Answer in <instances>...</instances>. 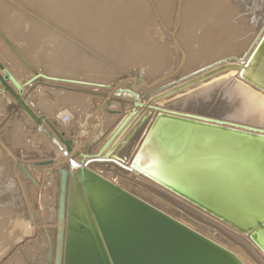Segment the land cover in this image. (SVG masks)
Wrapping results in <instances>:
<instances>
[{
	"label": "water",
	"instance_id": "1",
	"mask_svg": "<svg viewBox=\"0 0 264 264\" xmlns=\"http://www.w3.org/2000/svg\"><path fill=\"white\" fill-rule=\"evenodd\" d=\"M176 8L170 36L180 59L169 75L148 82L133 68L106 85L107 94L82 92L103 100L93 112L98 127L102 115L121 117L95 152L90 142L98 127L90 126L87 139L75 144L25 104L39 87L70 89L52 84L64 81L36 73L0 34L34 74L24 94L0 63V99L7 94L14 106L0 112V129L13 113L25 116L35 126L32 132L43 134L64 156L56 161L22 151L14 156L0 143L33 185L27 168L54 187L55 238L51 249L46 235V264H264V23L237 59L225 58L177 78L185 53L175 39L179 3ZM218 89H225L236 109L214 114L200 109L204 103L193 104ZM142 90L148 92L138 98ZM116 105L131 109L123 114ZM134 139L128 156H121ZM29 218L38 219L31 213Z\"/></svg>",
	"mask_w": 264,
	"mask_h": 264
},
{
	"label": "rangeland",
	"instance_id": "2",
	"mask_svg": "<svg viewBox=\"0 0 264 264\" xmlns=\"http://www.w3.org/2000/svg\"><path fill=\"white\" fill-rule=\"evenodd\" d=\"M1 1L6 5L8 4L7 6L10 7L9 9L13 11L10 16L5 17V19H7L5 24L2 25V23H0V31L3 33V36H5L9 40L11 45H14L17 48V46L14 44V42H16L15 40H19V39L22 41L25 40L23 42H26L28 44V46H30V45L32 46L33 43H38V42L42 41L43 44H45L46 46L48 45L49 47H51L53 49V51L51 52L52 55H55V54H56V56H57V54H58V56L61 55L63 50H65L66 46H68V48L70 49L69 55H72V54L75 55V52H76L77 56L82 57V58H79V57L74 58L73 57V59L70 58L68 60L69 62H65L64 66H66V65L68 66V67L67 66L65 67V68H67L64 71V72H66V74H71V72H72V75H73V73H75V75H77V76H80V74L82 76L87 75L86 69L83 66V60H85L87 62L91 59V61H94L98 66H100L102 69H104V71H102V72H105V74H108L110 76V77H106L105 79L100 80L99 83L101 85H104V86L109 85V84H104L103 82H106L109 80L115 81L116 78L122 77L121 72L122 73H128L133 68L136 70L137 75H140L141 77L146 79L148 82H152V81L159 79L163 76L169 75L179 62L180 53L177 50V48H175L174 44L172 43V38H171L170 34H168L171 31V29H173L176 25L177 13H176L175 9H177L176 7H177L178 0H169V5L171 7L170 11H172V12H171V15H169V18L164 19L163 22H160L159 15L157 16L158 13L154 9V5H156L155 4L156 0H148V1L146 0L145 3H144V0H137L138 2L136 0H131V1L128 0L127 3H126L127 0H122V1L114 0V2H113V0H35V2L39 3L38 7L35 5V3L32 0H30L31 3H28L27 0H13V1L17 2L18 4L22 5L23 7H25L27 10L31 11L39 19L43 20L44 22H46L48 24L50 23L51 26H53L54 28L59 30L61 33L63 32L64 35L67 34L66 36L68 38L70 37L69 38L70 40H66V38H63V36L61 37L60 34L53 32L51 29L45 27L44 25H42L40 22H38L37 20H35L31 16L29 17L28 15H26L23 11H21L19 9L17 10V8L15 9L16 6L8 3L5 0H1ZM116 1H118V3ZM133 1L136 3H134ZM151 1H152V3H151ZM212 1L213 0H208V3L212 2ZM129 2H131V3H129ZM127 4H129V5L131 4L133 11L130 12L129 14L127 13V15L124 13L123 14L121 13V15H120V13H119L120 9L119 8L124 7ZM149 4H151V5H149ZM140 5H142V6H140ZM135 7H137V8H135ZM205 7H207V3H205L203 6L201 5L199 7V9L202 10ZM143 8L146 9L147 11L144 10ZM139 10H141L142 12ZM250 12H253V11L251 10ZM187 13H189V14L187 15ZM136 14L138 17H136ZM114 15H115V17L116 16L118 17L119 21L126 22V24L131 25V26H128V27L126 26L125 28L119 27L118 26L119 21L114 22L112 19V17ZM118 15H120L121 17ZM128 15H130V16H128ZM189 15H190L189 10H186V14L182 12L180 14L181 17H179V14H178L179 19H178V27H177V32L175 34V39L177 40V42L179 44V48L181 50H183L185 53V56L187 58L185 64L190 63L191 62L190 60H192V58H193L195 63H196V61H198V63H199V60L205 61L206 63L204 62L202 64V66H204V64L206 65L207 63L210 62L209 58H207L208 55L206 56V58H205L204 54L202 55L205 58V59L203 58L204 60L203 59H197V57L198 58L200 57L198 55H201V54L196 53L197 52V50H196L197 45L195 43H193L191 40V35H199L204 28H202L203 26H198V28L196 27V29H195L194 25L192 24V23H194V20H195V19L193 20L192 18H195V17L191 16V15L189 16ZM182 16H184V18ZM227 16H229L228 13H227ZM244 16L246 17V19H247V17L249 18L246 21L251 20V17L249 16V14L248 15L245 14ZM142 17H144L143 19L148 17L149 20L152 22L148 21V18H146L144 21H141V20H143ZM228 18L230 20H232L233 17H228ZM134 19H135V21H133ZM208 19H209V21H207ZM210 19H211V17L205 18L206 24H209L210 22H212V19L211 20ZM179 20H181V21H179ZM147 23H149L148 26H147ZM157 24H160V25L162 24V27L159 25L161 27V30ZM8 25H10V26H8ZM3 26H4V28H3ZM211 28H213V29L219 28V25H217L215 27H211ZM22 29L27 30V33L25 34V37H22V39H21V38H19L18 34L22 32ZM198 29H200V30H198ZM165 31H167V32H165ZM71 39H73V40H71ZM233 39L234 38L229 36L227 39H224L221 42H219V44H218V47L220 49L219 52L220 53H227V55H229V56L232 55L234 52L233 49L236 47L234 44L236 42ZM0 42H1L0 43L1 47L5 48L7 51L10 50L5 43L2 44L1 40H0ZM30 42H31V44H30ZM72 42H75V43H72ZM63 47H64V49H63ZM60 48H62V49H60ZM16 50L23 57V59H25V61L31 66L32 64L30 63V61H28L21 54L19 49L17 48ZM40 51H43V50H39V52ZM203 51L207 52L208 50L206 48ZM10 52L12 54L11 50H10ZM48 52L49 51L47 50V53ZM59 52H60V54H59ZM92 53L96 54L98 57H100L102 60H104L105 63L100 61L99 59H97L95 56H93ZM63 54L65 56L66 51ZM195 54L196 55L198 54L197 57ZM13 56L16 59L18 58L15 55H13ZM61 57H63V56L61 55ZM78 59L82 60V62L79 61ZM216 59H218V58H216ZM77 60H78V62H77ZM208 60H209V62H208ZM75 61L77 63H75ZM77 64H79L81 66H79ZM72 65L75 66L74 69H73ZM103 66H106V67L103 68ZM80 67L81 68L83 67V68L81 69ZM184 67H185V65H184ZM115 68L119 71L115 70ZM199 68H201V67H199ZM69 69L70 70L72 69L73 71L72 70L70 71ZM106 70L108 71V73H106ZM74 71H76V72H74ZM98 75H100V73H98L96 71V72H94V75H92V76H98ZM179 75H180V73H179ZM178 78H181V76H179ZM74 79H77V78H74ZM169 80H167L166 82L164 81L162 83L157 84L158 87L164 85L165 83H169ZM95 82H97V80ZM52 84H54V83L52 82ZM105 91H107V90H105ZM147 92H148L147 90H142V92H140V93H147ZM91 97H94V96H91ZM214 106L216 107V109ZM214 106H213V110L210 108L212 110V112L215 111L216 113L213 112L214 114H221L220 110H222V104L221 103H220V105L215 104ZM218 106H219V108H218ZM202 107L204 109H207V107H205V105H203ZM202 107L200 109L204 110ZM65 112H66V114H69L70 116L72 115L68 110H66ZM3 113H5V112H3ZM108 117H110V116H108ZM27 119L28 118L25 116L23 119H19L17 117L11 116L9 121L17 120L20 124H24V127L26 128L27 123H24V122H26ZM103 121L105 124V120H103ZM12 123H14V122H11L10 124H12ZM104 124L102 127H104ZM6 126H7V123L3 127H1V129H0V141L3 143V145H5V147L7 149H9L12 152V154L14 156H15V154H17L19 152V150L22 151L23 154H28L26 152L27 150H31V148H33V147L39 148L40 145L42 143H45V142L47 143L48 147L52 148L51 143H49V141L47 139H45L46 137L40 133H37V134H40L42 136V138L39 137L40 142L35 141L36 144H32L29 137H28V140L27 139L25 140L24 138H27L26 133L28 132V130L23 131L24 132L23 136H25V137L22 139V143L19 145H15L14 137L11 136V138H9L7 136L9 130L6 128ZM33 136H30V137L32 138ZM23 140H25V142H28V143H25ZM94 141L102 142V139L100 138L99 140L97 139ZM30 142H31V144H30ZM42 145L44 146V144H42ZM0 162H4V165L8 166V167L7 166L6 167L1 166L2 168L0 167V170H1L0 171V188H1L0 194H2V196H0V198L4 196L2 188L9 185V183H10V185L12 183V185H11L12 190L10 189L11 190L10 191L11 198L14 200V202H16L15 204L18 205V210H20V212H22V214H25L23 212L24 208L23 209H21V208L26 205V202L24 201L25 204L23 203L21 192L17 186V183H15L16 182L15 179L13 181L10 180V179L14 178L13 175L10 174V169L12 168L13 171L15 172V170H14L15 166H14L12 160L10 159V157L4 152V150L1 147H0ZM4 167L7 169H5ZM37 182L39 184L42 183L44 187H41L40 189H38V188H33L27 182L24 184L25 191L27 193L28 202L31 205V209H32L33 214L34 213L38 214L41 221L44 222L43 224L50 226L52 224L51 221L53 222V219L45 211L44 207H45V204H46V206H49L48 204H51V201L49 202V199L51 198L50 196H53L55 199L54 188H52V190H49L48 188L46 189V187L48 185H51V187H52V184L49 183L47 178H43L42 176H40V173L37 176ZM16 187H17V189H16ZM17 192L19 193V195ZM14 193H15V196H13ZM17 198H18V200H16ZM17 202H19V204ZM21 203L23 206L20 205ZM1 208L3 210L4 209L7 210L6 207H4V206H2ZM1 218H0V224H2V226L0 227V243L3 244L4 242L6 243L5 240H8V238L6 237L7 232L10 231V229H8V228H10L9 226L12 225L10 223H12V221L15 219H12L10 222L9 220H6L5 217H1ZM38 222H40V221H38ZM6 228L8 231L6 230ZM39 232H40L39 230L34 229V231L31 235L23 238V242L15 244L13 248H10L9 250L4 251L0 255V264H5L14 255L18 256L17 259H21V260H18L19 262L22 263L23 261H25V259L22 258L21 256L25 257V256H27V254L24 256L21 254V252L22 251L24 252L23 249H24L25 244L31 246L32 244H34L35 242H37L39 240V238H38ZM19 255H20V257H19ZM22 259H23V261H22Z\"/></svg>",
	"mask_w": 264,
	"mask_h": 264
},
{
	"label": "bare ground",
	"instance_id": "3",
	"mask_svg": "<svg viewBox=\"0 0 264 264\" xmlns=\"http://www.w3.org/2000/svg\"><path fill=\"white\" fill-rule=\"evenodd\" d=\"M13 1V0H12ZM34 3H35V5L38 7V5H39V3L38 2H35V0H32ZM120 1H122V0H120ZM131 1V0H130ZM137 1V0H136ZM145 1L146 0H144V3H145ZM148 1V0H147ZM14 3H16V4H18L17 2H15V1H13ZM27 2L28 3H31V1L30 0H27ZM113 2H114V0H113ZM117 3H118V1H116ZM128 2V0L126 1V3ZM134 2V1H133ZM138 2V1H137ZM154 2V1H153ZM121 3V2H120ZM129 3H131V2H129ZM134 3H136V2H134ZM151 3H152V1H151ZM179 3V10H178V14H179V17H181L180 16V14L183 12V13H185L186 14V10H189L190 11V15L191 16H194L195 18H192L193 20H194V23H192L193 25H194V28L196 29V27L198 28V26H203L202 28H204L202 31H201V33L199 34V35H191V40H192V42L193 43H195L197 46V52L196 53H198V54H201V55H198V56H200L199 58L197 57V55H196V57H197V59H203L204 57L202 56L203 54L205 55V58H206V56H207V58H209V60H210V62H209V60H208V62L209 63H207L206 65L204 64V66H202V64L205 62V61H202V60H199V63H198V61H196V63H195V61L193 60V58H192V60H190L189 62L190 63H187V64H185V62H186V56H185V58H184V63H183V66H182V68H181V70H180V75L179 76H181V77H185V76H187V75H189V74H192V73H194V72H196V71H198V70H200V69H203V68H205V67H207L209 64H212V63H215V62H217V61H219V60H222V59H225V58H235V59H237L238 57H240L241 56V54H243L248 48H249V46L251 45V43H252V41H253V39L255 38V36H256V34L258 33V31H259V29H260V27L262 26V24L264 23V0H213L212 2H209L208 3V0H178V2H177V4ZM205 3H207V7H205L204 9H202V10H200L199 9V7L202 5H204ZM124 4V3H123ZM133 4V3H132ZM148 4V3H147ZM146 4V5H147ZM154 4V3H153ZM155 4L157 5H154V9H155V11L158 13L157 14V16L159 15V20H160V22H163V20L164 19H168L169 18V15H171V12L172 11H170L171 10V7H170V5H169V0H156L155 1ZM8 5V4H7ZM6 4H4L1 0H0V23H2V25L3 24H5V22L7 21V19H5V17L6 16H10L11 15V13L13 12L12 10H10L9 8L10 7H8ZM19 6H21L22 8H24L25 10H27L25 7H23L22 5H20V4H18ZM119 5V4H118ZM121 5V4H120ZM149 5H151V4H149ZM15 6V5H14ZM13 6V7H14ZM117 6V5H116ZM140 6H142V5H140ZM149 7V6H148ZM17 7H15V9H16ZM135 8H137V7H135ZM120 9V11H119V13H120V15H121V13L123 14H126L127 15V13L129 14L130 12H132L133 11V8H132V6H131V4L129 5V4H127V5H125L124 7H121V8H119ZM144 9V8H143ZM17 10H18V8H17ZM144 10H146V9H144ZM151 10V9H150ZM176 10V9H175ZM174 10V11H175ZM253 11V12H250V11ZM27 11H29V10H27ZM118 11V10H117ZM129 11V12H128ZM139 11H141V10H139ZM147 11V10H146ZM21 12V11H20ZM29 12H31V11H29ZM142 12V11H141ZM181 12V13H180ZM201 12V13H200ZM32 13V12H31ZM107 13V12H106ZM117 13V12H116ZM115 13V14H116ZM136 13V12H135ZM227 13H228V15L229 16H227ZM33 14V13H32ZM114 14V13H113ZM134 14V13H133ZM189 13H187V15H188ZM246 14V15H248L249 14V16L251 17V20H249V21H246V20H248L249 18L247 17V19H246V17L244 16V15ZM120 15H118V16H120ZM142 15V14H141ZM189 15V16H190ZM128 16H130V15H128ZM146 16V15H145ZM148 16V15H147ZM30 17V16H29ZM121 17V16H120ZM123 17V16H122ZM136 17H138L137 16V14H136ZM149 17V16H148ZM148 17H146V18H148ZM183 18H184V16H182ZM208 17H211V19H212V22H210L209 24H206V21H205V18H208ZM228 17H233L232 18V20H230ZM134 18V17H133ZM144 17H142V19H143ZM145 18V19H146ZM154 18V17H153ZM112 19H113V21L114 22H117V21H119V19H118V17L116 16L115 17V15L112 17ZM121 19V18H120ZM137 19V18H136ZM145 19H143V20H141V21H144ZM157 19V18H156ZM182 19V18H181ZM210 19V20H211ZM133 21H135V19L133 20ZM148 21H150L149 20V18H148ZM179 21H181V20H179ZM207 21H209V19L207 20ZM150 22H152V21H150ZM158 23V22H157ZM181 23V22H180ZM179 23V24H180ZM183 23V22H182ZM7 24V23H6ZM48 24V23H47ZM50 24V23H49ZM148 24L149 23H147V26H148ZM163 24V23H162ZM162 24L160 25V24H157L158 25V27H162ZM133 25V24H132ZM160 25V26H159ZM164 25V24H163ZM182 25V24H181ZM217 25H219V28H215V29H213V28H211V27H215V26H217ZM5 26V25H4ZM4 26H3V28H4ZM8 26H10V25H8ZM118 26L119 27H128V26H131V25H128V24H126V22H122V21H119L118 22ZM192 26V25H191ZM190 26V27H191ZM161 27H160V30H161ZM173 27V26H172ZM193 27V26H192ZM2 28V29H3ZM7 28V27H6ZM166 29V28H165ZM201 29V28H200ZM200 29H198V30H200ZM158 30V29H157ZM196 31V30H195ZM165 32H167V31H165ZM176 32H177V30H176ZM176 32H175V34H176ZM63 33V32H62ZM191 33V32H190ZM189 33V34H190ZM0 34L3 36V33L0 31ZM64 34V33H63ZM168 34H170V32L168 33ZM67 35V34H66ZM23 36V35H22ZM61 36V35H60ZM229 36H231L232 38H234L233 40H235V42L236 43H234L235 44V48L233 49V54L232 55H227V53H220L219 52V47H218V44H219V42H221L222 40H224V39H227ZM23 37H25V36H23ZM62 37V36H61ZM243 37V38H242ZM3 38L5 39L6 37L5 36H3ZM64 38V37H63ZM70 38V37H69ZM67 40V39H66ZM71 40H73V39H71ZM7 41V40H6ZM23 41H25V40H23ZM8 42V41H7ZM53 42V41H52ZM51 42V43H52ZM239 43V44H238ZM30 44H31V42H30ZM61 44V43H60ZM54 45V44H53ZM60 46V45H59ZM74 46V45H73ZM31 47V46H30ZM47 47V46H46ZM49 47V46H48ZM55 47V46H54ZM195 47V48H196ZM207 48V52H204L203 50H205ZM49 49V48H48ZM47 49V50H48ZM60 49H62V48H60ZM63 49H64V47H63ZM69 48H68V46H66V48H65V50H63V52L61 53V55L63 56V57H61V55H59L58 56V54H57V56H56V54L55 55H52V56H47L46 57V55H45V57H42L43 56V53L42 52H44V50L43 51H40V53H41V55H40V57H41V59L43 58H45L44 60H43V62H41V63H44V66L46 65V67L47 68H49L50 70H51V67H52V63L55 61V60H57V59H59V58H62V59H64V63L63 64H65V62H69L68 60L70 59V58H72L73 59V57L74 58H77V57H79V56H77V53L75 52V55L74 54H72V55H69V52H70V49L68 50ZM29 50H31V49H29ZM38 50V49H37ZM46 50V51H47ZM50 50V49H49ZM17 51V50H16ZM53 51V49L51 48V52ZM65 51H66V54H65V56H64V54L63 53H65ZM89 51V50H88ZM57 52V51H56ZM36 53V52H35ZM50 53V52H49ZM73 53V52H72ZM14 54V53H13ZM59 54H60V52H59ZM93 55H96V54H94V53H92ZM15 55V54H14ZM29 55V54H28ZM79 55V54H78ZM16 56V55H15ZM54 56V57H53ZM97 56V55H96ZM17 57V56H16ZM195 57V58H196ZM79 58H82L81 56L79 57ZM85 58V57H84ZM100 58V57H99ZM204 58V59H205ZM216 58H218V59H216ZM179 59H180V56H179ZM203 59V60H204ZM17 61H18V63L20 64V66H21V68H22V70L24 69L27 73L25 74V76H27V74H28V76L30 75V76H34V74L17 58L16 59ZM25 60V59H24ZM35 60V59H34ZM40 60V59H39ZM75 60V59H74ZM79 60V59H78ZM78 60H77V62H78ZM73 61V60H72ZM79 61H81L82 62V60H79ZM85 60H83V66H84V68L86 69V73H87V75H84V76H86V77H91V78H93L95 81L97 80V82H83V81H81L82 79H74V78H72L71 80L70 79H66V80H62V81H64L65 83H63L64 84V86H62V87H64V88H67V89H70V90H66L67 92H69V93H76V94H78V93H80V92H86V90H81L80 88H93L94 89V91L96 92V93H100V92H102L103 90H106L104 87V85H101L99 82H100V80H102V79H105L106 77H110L108 74H105V72H102V71H104V69H102L100 66H98L94 61H91V59L89 60V61H85ZM74 62V61H73ZM76 61H75V63H77ZM188 62V61H187ZM27 63V62H26ZM206 63V62H205ZM28 64V63H27ZM62 64V65H63ZM70 64V63H69ZM68 64V65H69ZM80 64V63H79ZM79 64H77V65H79ZM16 65V64H15ZM29 65V64H28ZM42 65V64H41ZM61 65V66H62ZM71 65V64H70ZM75 65V64H74ZM184 65H185V67H184ZM30 66V65H29ZM67 66V65H66ZM65 66V67H66ZM73 66V65H72ZM76 66V65H75ZM75 66H73V69H74V67ZM79 66H81V65H79ZM17 67V66H16ZM33 70H34V68L32 67V65L30 66ZM68 67V66H67ZM104 67H106V66H103V68ZM199 67H201V68H199ZM10 68H11V66H10ZM18 68V67H17ZM78 68V67H77ZM81 68V67H80ZM79 68V69H80ZM83 68V67H82ZM81 68V69H82ZM19 69L20 68H18V72H19ZM56 69V68H55ZM67 69V68H66ZM108 69V68H107ZM17 70V69H16ZM70 70V69H69ZM72 70V69H71ZM70 70V71H71ZM76 70V69H75ZM84 70V69H83ZM116 70V69H115ZM35 71V70H34ZM39 71V70H38ZM52 71H54V70H52ZM73 71V70H72ZM98 72V73H100V75H98V76H92V75H94V72ZM183 71V72H182ZM187 71V72H186ZM22 72V71H21ZM36 72V71H35ZM74 72H76V71H74ZM81 72V71H80ZM83 72V71H82ZM36 73H38V72H36ZM58 73V72H57ZM65 73V72H64ZM68 73V72H67ZM78 73V72H77ZM106 73H108V71L106 70ZM17 74V73H16ZM19 74V73H18ZM39 74H40V72H39ZM74 75H75V73H73ZM84 74V73H83ZM22 75V74H21ZM24 75V74H23ZM70 75H72V72H71V74ZM20 76V75H19ZM24 76V77H25ZM28 76H27V78H28ZM30 76H29V78H30ZM49 76V75H48ZM76 76V75H75ZM80 76H82L81 74H80ZM178 76V77H179ZM21 77V76H20ZM19 77V78H20ZM58 77V76H57ZM78 77V76H77ZM85 77V78H86ZM177 77V78H178ZM22 78V77H21ZM69 78H71V77H69ZM79 78V77H78ZM236 78H238V76L236 77ZM17 79H18V77H17ZM17 81V80H16ZM19 81V80H18ZM21 81V80H20ZM21 85V84H20ZM54 85H55V83H54ZM29 87V86H28ZM61 87V86H60ZM103 87V88H102ZM156 87H158V85L156 86ZM43 89L44 87H39V88H37V89ZM87 88V89H88ZM28 89V88H27ZM187 89H189V87L187 88ZM24 90V89H23ZM36 90V89H35ZM46 90V89H45ZM60 90V89H59ZM25 91V90H24ZM39 91V90H38ZM47 91H49V90H47ZM50 91H51V89H50ZM54 91H56L57 92V90H54ZM93 91V92H94ZM61 92V91H60ZM90 92H92V91H90ZM25 93H27V92H25ZM24 93V94H25ZM103 93V92H102ZM106 93V92H105ZM37 94V93H36ZM42 94H43V92H42ZM41 94V95H42ZM107 94V93H106ZM225 89H218V90H215V91H212L211 93H209V94H205V95H201L200 97H199V100L200 101H197L196 102V104L195 103H193L195 106H197L198 105V103L199 102H201L202 104L204 103V105H205V107H207V110H213V106L215 105V104H219L220 105V103L222 104V110H220L221 111V113L222 112H224L225 110H227L228 112L230 111V110H233V109H236V102H234L233 100H229L226 96H225ZM39 95V94H38ZM46 95V94H45ZM137 95H138V98H140L141 97V93L140 92H138L137 93ZM31 96H33V95H31ZM29 97V96H28ZM68 97V96H67ZM91 97V96H90ZM3 97H1V99H2ZM89 98V97H88ZM92 98V97H91ZM6 99V98H5ZM32 99V98H31ZM9 100V99H8ZM28 100V99H27ZM40 100V99H39ZM69 100V99H68ZM88 100V99H87ZM3 102H5V101H3ZM25 103H27L26 101H25ZM11 104V103H10ZM34 104V103H33ZM96 104V103H95ZM99 104V103H98ZM3 105H4V103H3ZM145 105V104H144ZM217 106V105H216ZM225 106H226V109H225ZM33 107V106H32ZM116 107V106H115ZM119 107V106H118ZM127 107H130V106H127ZM152 107H155V106H152ZM215 107V106H214ZM221 107V106H220ZM34 108V107H33ZM59 108V107H58ZM114 108V107H113ZM131 108V107H130ZM190 108H191V106H190ZM203 108V107H202ZM211 108V109H210ZM218 108H219V106H218ZM7 109V108H6ZM114 109H116V108H114ZM119 109V108H118ZM204 109V108H203ZM215 109H216V107H215ZM66 110H68L72 115H71V118H72V121L70 122H67L66 124H63V123H61L60 122V117H61V115L63 114V113H66L65 111H60L59 110V113H54L55 115H54V118H53V120H52V122L57 126V127H59V129L60 128H62V129H65V127H66V129L68 130V127H72V125L74 124H76V125H78L79 126V128L81 129L82 128V131L84 130L85 132H86V130L84 129V127L87 125V120H88V118H86L85 120L86 121H80V119H79V117L76 115V113L74 112V111H72V110H70V109H66ZM126 110V109H125ZM125 110H123V114H125ZM129 110V109H128ZM146 110V109H145ZM211 110V111H212ZM219 110V109H218ZM217 110V111H218ZM19 111V110H18ZM79 111V110H78ZM56 112V111H55ZM214 113H216L215 111H213ZM19 113V112H18ZM127 113V112H126ZM14 115H12V116H14V117H17L16 116V114L15 113H13ZM69 115V114H68ZM49 116H50V114H49ZM49 116H45V117H49ZM53 116V115H52ZM51 117V116H50ZM104 117V116H103ZM108 117V116H107ZM111 118H112V116H110ZM18 118V117H17ZM118 118V117H117ZM20 119V118H19ZM110 119V118H109ZM49 120V119H48ZM100 120H101V126H99L98 127V124H97V121H96V124L94 125L95 126V128L96 127H98V129H97V134H96V136L94 137V138H96L95 140H97V139H99V137L102 139L103 138V135H105L104 133H103V124H104V121L103 120H105V119H103L102 117L100 118ZM110 121V120H109ZM11 122H14V123H12V124H10ZM24 123H27V127L25 128L24 127V124H20L17 120H14V121H9V122H7V126H6V128L9 130L8 131V134H7V136L9 137V138H11V136H13L14 137V142H15V145H19V144H21L22 143V139L25 137V136H23L24 135V132L23 131H26V130H28V132L26 133L27 134V138H24L25 140L27 139L28 140V137L30 138V140H31V142H32V144H36L35 143V141H39L40 140V138L39 137H41L42 138V136L40 135V134H37L36 132H32L31 131V128H29V126H28V123H29V121L27 122H24ZM111 123V122H110ZM30 124V123H29ZM31 127H32V125H31ZM33 127H34V125H33ZM89 127V126H88ZM112 127V126H111ZM78 128V129H79ZM73 130V129H72ZM60 132V131H59ZM68 132V131H67ZM70 132V131H69ZM85 132H83V134H85ZM35 133V134H34ZM61 133V132H60ZM74 133V132H73ZM34 135V136H33ZM61 135H62V133H61ZM30 136H33L32 138L30 137ZM68 136V135H67ZM80 136V135H79ZM62 137H63V135H62ZM70 137H71V135H70ZM76 137H78L77 135H76ZM67 138H69V137H67ZM73 138V137H72ZM46 139V138H45ZM10 140V139H9ZM25 140H23L24 142H25ZM23 142V143H24ZM31 142H30V144H31ZM40 142V141H39ZM0 143L3 145V143L0 141ZM25 143H28V142H25ZM95 143V142H94ZM102 143V142H101ZM4 147H5V145H3ZM47 147V146H46ZM51 149H53L54 151H55V156L54 157H49V158H52L54 161H56V160H62L63 158H64V156H63V153L61 152V151H59V149L56 147V146H54V145H52L51 144ZM99 147V146H98ZM41 148V147H40ZM43 148V147H42ZM52 151V150H51ZM21 153H23V152H21ZM45 160V159H44ZM46 160H47V158H46ZM76 162H78L79 163V161H76ZM3 167V166H7V165H4V162H0V167ZM1 167V168H2ZM4 167V168H5ZM8 167V166H7ZM5 169H7V168H5ZM70 169V166H69V164H67V170H69ZM14 170H15V172L13 171V169L11 168L10 169V174H12L13 175V179H10V180H14L15 179V183H17V186H18V188L20 189V192H21V196H22V199H23V203H24V201L26 202V205L24 206V207H22L21 209H23L24 208V213L25 214H22V212H20V210H18V205L17 204H15L16 202H14V200L11 198V194H10V191L12 190L11 188V185H12V183H11V185H10V183H9V185H7L6 187H3L2 189H3V194H4V196L3 197H1L0 198V218L1 217H5V219L6 220H9L10 222H11V220L12 219H15V220H13L12 221V223H10V224H12L11 226H9L10 228H8V229H10V231L9 232H7V235H6V237L8 238V240H5L6 241V243L4 244H2V243H0V255L4 252V251H7V250H9L10 248H13L14 247V245L15 244H18V243H20V242H22L23 241V238L24 237H26V236H29V235H31L32 233H33V231H34V229H37L36 227H38V229L37 230H39L40 232H39V240L37 241V242H35L34 244H32L31 246L30 245H26L25 244V246H24V252L22 251L21 252V254L22 255H26L27 254V256H25V257H23V256H21L22 258H24L25 259V261H23V259H22V263L23 264H46V256H47V240H46V235L49 237V239H50V241H51V249L53 248V244H54V238H55V221H56V211H57V198L55 197V199H54V197L53 196H50L49 198V202L51 201V204H48L49 206H46V204H45V211L51 216V218L53 219V222L51 221V225L49 226V225H44L45 227H46V229L45 230H43V229H41V227H42V224L40 223V222H42L41 221V219L39 218V216H38V214H36V213H34V214H36L37 215V218L38 219H34L33 218V220L31 221V219L29 218V213H31V215L33 214V212H32V209H31V205L29 204V202H28V198H27V193H26V191H25V186H24V184L27 182V183H29L33 188H38L39 187V183L37 182V176L39 175V173L38 172H36V171H34L32 168H27L26 169V171L28 172V173H30V175L33 177V179H34V181L36 182V185L37 186H35V185H33L29 180H28V178L26 177V174L24 173V171L23 170H21V169H19V170H17L15 167H14ZM1 171V170H0ZM10 176V175H9ZM9 178V177H8ZM2 179V178H1ZM23 179V180H22ZM9 180V181H10ZM2 181V180H1ZM4 186V185H3ZM49 186V187H48ZM47 187H46V189L48 188L49 190H52V187H53V185H52V187H51V185H48ZM42 187H44L43 185H42ZM51 187V188H50ZM15 188V187H14ZM1 189V188H0ZM11 189V190H10ZM16 189H17V187H16ZM39 189V188H38ZM34 192V191H33ZM18 193V192H17ZM18 195H19V193H18ZM53 195V194H52ZM0 196H2V194H0ZM13 196H15V193H14V195ZM12 196V197H13ZM19 197V196H18ZM21 199V200H22ZM16 200H18V198L16 199ZM18 204H19V202H17ZM25 204V203H24ZM20 205H22V203L20 204ZM19 205V206H20ZM2 206H4V207H6V209L7 210H3L1 207ZM23 206V205H22ZM27 208V209H26ZM20 209V208H19ZM2 219V218H1ZM38 221H40V222H38ZM8 223V222H7ZM39 223V224H38ZM9 224V223H8ZM2 226V224H0V227ZM6 230H7V228H6ZM16 230V231H15ZM8 231V230H7ZM20 254V255H21ZM20 255H19V257H20ZM27 257V258H26ZM18 258V256L17 255H14L13 257H11L9 260H8V262H6L5 264H22L21 262H19L18 260H21V259H17Z\"/></svg>",
	"mask_w": 264,
	"mask_h": 264
},
{
	"label": "crops",
	"instance_id": "4",
	"mask_svg": "<svg viewBox=\"0 0 264 264\" xmlns=\"http://www.w3.org/2000/svg\"><path fill=\"white\" fill-rule=\"evenodd\" d=\"M27 33V30L22 29L21 33H17L19 38L22 39L23 36H25V34ZM23 35V36H22ZM41 39V38H40ZM39 39V40H40ZM0 40L2 41V44H4V41L0 38ZM5 40H7L9 42V40L7 38H5ZM16 42H14V44L17 46V48L19 49V51L21 52V54L28 60L30 61V63L32 64V66L34 67V70L36 72H40L39 75H42L44 77H48L51 79H57L59 81L65 80V79H71V78H77V79H82L81 81L83 82H95L94 79H92L91 77H86V76H75L74 74L71 76L70 74H66L65 71V66H64V59L59 58L57 60H55L52 63V67L51 70L49 68H47L46 66H44L43 60L47 57V56H51V47H46L45 44H43L42 41L38 42V43H33L32 46H28V44L26 42H23L22 40H15ZM1 43V42H0ZM10 43V42H9ZM11 44V43H10ZM48 46V45H47ZM12 47L16 50L17 48L12 45ZM50 50H49V49ZM31 49V50H29ZM38 49V50H37ZM50 52L47 53V50ZM39 50H44L43 56L42 57H46L43 59H41L40 55L41 53L39 52ZM27 52V53H26ZM36 52V53H35ZM13 54V52H12ZM9 51H7L5 48L0 46V63L4 66V70L7 71L10 76L21 86L23 87L24 93L27 92L30 88L29 85L25 86L24 84L27 83L29 80H31L33 78V76H25V74L27 73L24 69L22 70L20 64L18 63V61L16 60V58L13 56ZM29 54V55H28ZM40 54V55H39ZM35 59V60H34ZM40 59V60H39ZM41 61V62H40ZM16 64V65H15ZM42 64V65H41ZM63 64V65H62ZM62 65V66H61ZM11 66V68H10ZM19 72H18V68ZM56 68V69H55ZM17 69V70H16ZM39 70V71H38ZM54 70V71H52ZM22 71V72H21ZM58 72V73H57ZM17 73V74H16ZM19 73V74H18ZM22 74V75H21ZM24 74V75H23ZM0 75H2V72L0 71ZM22 77H20V76ZM49 75V76H48ZM25 76V77H24ZM58 76V77H57ZM18 77V79H17ZM20 77V78H19ZM71 77V78H69ZM86 77V78H85ZM119 78H116V80ZM19 80V81H18ZM21 80V81H20ZM111 82H113V80H109L106 82H103L104 84H110ZM7 84L15 91V89L10 85V83L7 82ZM55 85L58 86H64L63 83H55ZM29 86V87H28ZM28 88V89H27ZM88 88V87H87ZM80 88L81 90H86L87 92L90 91H94L93 88ZM46 89V90H45ZM51 89V91H50ZM39 90V91H38ZM49 90V91H47ZM54 90H57L54 91ZM61 91V92H60ZM16 92V91H15ZM43 92V94H42ZM95 92V91H94ZM104 94L108 93L107 91L103 90L102 91ZM106 92V93H105ZM37 93V94H36ZM39 94V95H38ZM42 94V95H41ZM46 94V95H45ZM33 95V96H31ZM29 96V97H28ZM26 97V99L24 100V102L26 101L27 103H25L26 105L30 106L32 111L36 114V115H43L45 116H50L49 117H45L46 119H49L50 121L53 120L54 115L56 113H59L60 111H66V109H70L72 111H74L76 113V115L79 117L80 121L87 120V125L84 127V129L86 130V132L83 130L82 128L80 129L78 125H72V127H68V130L66 129H62L59 127H57L59 129V131L62 133L63 138H71L73 137L75 144H82L84 140L87 139V133L90 129V126H94L96 124V120L93 117V112L95 107H97L103 100L101 98L98 97H90L89 95L83 94L82 92L76 94V93H69L66 90H59V89H52V88H46L44 87L43 89H36L34 91H32L29 95ZM68 96V97H67ZM1 97H3L2 99H0V111L1 112H6L8 109L13 108V104H12V100L10 99V97L7 94H2ZM89 97V98H88ZM6 98V99H5ZM32 98V99H31ZM9 99V100H8ZM28 99V100H27ZM40 99V100H39ZM69 99V100H68ZM88 99V100H87ZM5 101V102H3ZM4 103V105H3ZM11 103V104H10ZM34 103V104H33ZM96 103V104H95ZM99 103V104H98ZM34 108H33V107ZM59 107V108H58ZM7 108V109H6ZM114 108L118 109H122L127 111L128 109H131L130 107L127 106H122V107H118L116 105V107L114 106ZM79 110V111H78ZM56 111V112H55ZM19 113H22L20 110L17 111ZM55 114H54V113ZM53 115V116H52ZM104 116V117H103ZM118 117V118H117ZM102 118L105 119V124L103 129V133L107 136L117 125V123L119 122V120L121 119V117L119 116H113L108 117L105 115H102ZM110 118V119H109ZM52 119V120H51ZM86 119V120H85ZM60 120V119H59ZM110 120V121H109ZM29 128H31V131L35 128V126L33 127V123L27 119V122ZM72 121V120H71ZM70 121V122H71ZM81 121V122H82ZM111 122V123H110ZM32 125V127H31ZM89 126V127H88ZM112 126V127H111ZM79 128V129H78ZM73 129V130H72ZM68 131V132H67ZM70 131V132H69ZM74 132V133H73ZM83 132H85V134H83ZM68 135V136H67ZM71 135V137H70ZM76 135L78 137H76ZM80 135V136H79ZM105 135H103V137H105ZM135 140L131 141L126 148L123 149V151L121 152V156H128V154L130 153V151L132 150V148L135 145ZM103 142V141H102ZM91 145V151L95 152L97 151L100 147H101V142L100 141H95V143H92V141L90 142ZM44 144V146L42 145ZM40 145L39 148L37 147H33L31 148V150H27L26 152L29 155H34L35 157H39V158H49V157H54L55 155V151L53 149H51L50 147H48L47 143H42ZM47 146V147H46ZM99 146V147H98ZM43 147V148H42ZM52 150V151H51ZM20 151V150H19ZM40 176H42L40 174ZM51 176V175H50ZM52 177V176H51ZM54 188V187H52Z\"/></svg>",
	"mask_w": 264,
	"mask_h": 264
},
{
	"label": "built area",
	"instance_id": "5",
	"mask_svg": "<svg viewBox=\"0 0 264 264\" xmlns=\"http://www.w3.org/2000/svg\"><path fill=\"white\" fill-rule=\"evenodd\" d=\"M71 120H72L71 116L66 114V113H63L60 117V122L63 124H66L67 122H69Z\"/></svg>",
	"mask_w": 264,
	"mask_h": 264
},
{
	"label": "snow or ice",
	"instance_id": "6",
	"mask_svg": "<svg viewBox=\"0 0 264 264\" xmlns=\"http://www.w3.org/2000/svg\"><path fill=\"white\" fill-rule=\"evenodd\" d=\"M75 166V165H74Z\"/></svg>",
	"mask_w": 264,
	"mask_h": 264
}]
</instances>
